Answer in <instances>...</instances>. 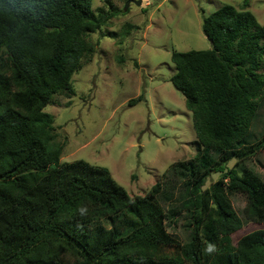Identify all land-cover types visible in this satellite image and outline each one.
Instances as JSON below:
<instances>
[{
	"label": "trees",
	"instance_id": "16d2710c",
	"mask_svg": "<svg viewBox=\"0 0 264 264\" xmlns=\"http://www.w3.org/2000/svg\"><path fill=\"white\" fill-rule=\"evenodd\" d=\"M247 7L203 17L210 49L172 52L170 81L197 150L132 198L105 167L61 162L44 111L53 95L74 94L89 35L111 13H95L92 0H0V264H264V180L245 165L264 149V130L249 140L264 95V25ZM213 172L219 179L205 187ZM170 174L184 179V241L167 230L173 219L159 200ZM235 194L245 197L241 216ZM249 222L262 226L234 243Z\"/></svg>",
	"mask_w": 264,
	"mask_h": 264
},
{
	"label": "rangeland",
	"instance_id": "374dc122",
	"mask_svg": "<svg viewBox=\"0 0 264 264\" xmlns=\"http://www.w3.org/2000/svg\"><path fill=\"white\" fill-rule=\"evenodd\" d=\"M244 1L264 25V0H92L95 13L111 17L89 35L94 50L72 75L74 94H55L44 108L63 144L61 162L83 160L105 167L135 198L168 176L174 163L190 161L197 150L192 114L170 81L175 73L171 54L210 49L203 17L225 4L239 7ZM141 94L142 100L128 103ZM263 130L264 95L249 140ZM245 165L264 180V149ZM219 177L211 173L205 187ZM166 184L159 200L173 219H166L167 230L184 241L188 239L184 179L170 174ZM231 202L241 216L245 197L235 194ZM261 226L245 224L232 234L233 242Z\"/></svg>",
	"mask_w": 264,
	"mask_h": 264
},
{
	"label": "clouds",
	"instance_id": "9594fccd",
	"mask_svg": "<svg viewBox=\"0 0 264 264\" xmlns=\"http://www.w3.org/2000/svg\"><path fill=\"white\" fill-rule=\"evenodd\" d=\"M211 250V249H210Z\"/></svg>",
	"mask_w": 264,
	"mask_h": 264
}]
</instances>
